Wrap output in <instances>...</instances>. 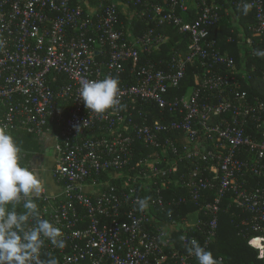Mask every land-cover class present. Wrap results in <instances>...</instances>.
<instances>
[{
    "label": "built area",
    "instance_id": "obj_1",
    "mask_svg": "<svg viewBox=\"0 0 264 264\" xmlns=\"http://www.w3.org/2000/svg\"><path fill=\"white\" fill-rule=\"evenodd\" d=\"M248 8L255 18L249 35L227 42L257 59L264 0H249ZM221 20L220 7L209 0H190V7L188 0H95L89 9L74 0H0V126L51 137L55 147L53 165L42 173L59 192L44 186L35 202L65 246L46 244L42 260L51 254L58 264H192L196 257L188 252L166 251L172 238L161 221L154 225L152 211L187 201L166 203L163 189L184 158L201 157L204 165L176 182L213 218L202 242L185 236L183 246L196 240L208 250L230 195L229 207L248 219L239 235L264 261V101L254 107L237 74L263 89L264 75L248 74L245 53L240 70L216 47L211 28ZM176 36L185 46L176 54L173 46L169 59L152 60ZM195 67L190 88L187 76ZM106 77L119 81V103L98 115L85 108L79 89ZM157 111L161 118L152 119ZM179 135L185 136L183 157ZM168 150L177 158L161 169ZM209 190L215 191L211 202L203 197Z\"/></svg>",
    "mask_w": 264,
    "mask_h": 264
},
{
    "label": "trees",
    "instance_id": "obj_2",
    "mask_svg": "<svg viewBox=\"0 0 264 264\" xmlns=\"http://www.w3.org/2000/svg\"><path fill=\"white\" fill-rule=\"evenodd\" d=\"M75 1V0H74ZM232 4L233 9H237V12L240 14H244V17H249L252 21L250 23L255 22L254 13L249 11L247 4L249 0H229ZM93 4L95 0H90ZM211 3L212 0H209ZM242 3H244L242 5ZM242 6H238V5ZM238 6V7H237ZM221 12V10H220ZM195 14L192 16H188L186 19L192 21L195 18ZM128 17L122 16V19L126 20ZM134 25L138 31H143L146 28V23L141 20H135ZM250 23H247L250 24ZM226 21H220L217 25L211 28L210 39L216 37V47L220 49L222 52H228L239 64L240 70L241 68V60L243 58L242 50L238 47L236 43H228L227 41H222L221 38L227 40L229 36H234L231 34L227 35L225 33L217 34L216 29L226 25ZM251 25V24H250ZM228 32V31H227ZM255 49L260 53H264V40L260 41V38H255ZM173 43V44H172ZM175 47V54L178 52L179 48H182L184 45L183 42L178 40V36L173 37L171 43H168L166 47L162 50L159 55L152 56V60L158 61L159 59H169L171 55H173L172 47ZM244 53L249 58L248 65V74L250 76H263L264 75V55H259L257 59H254L249 56V52L244 51ZM252 64H255V69L252 68ZM197 70L196 67L189 70V74L187 76V81L189 87L191 88L193 83V72ZM224 73H227L224 68H222ZM244 73L237 74V79L240 81L242 85L240 90L246 91L250 101L256 107L260 102L264 101V89L259 86V84H255L253 82H249L248 78L244 76ZM184 90L179 91L178 94L182 95ZM256 105V106H255ZM258 109V107H256ZM154 114V113H153ZM151 118H161V114L157 111L154 115H151ZM253 127V125H252ZM250 130L251 127H250ZM172 136L176 135L171 133ZM12 136L16 140V142L22 147V153L20 158V163L23 166H30V161L33 156L39 152L40 150V139L36 136L29 134L25 131H18L12 133ZM180 139L181 146H179L180 154L182 156L183 147L185 145V139L183 135L176 136ZM184 144V145H183ZM147 151L145 155L148 153ZM168 162L163 163L161 165V169L169 170L172 167L171 162H174L177 158V155H173L169 150L167 151ZM165 157V156H164ZM183 157V156H182ZM204 161L201 157H194L193 159L184 158L182 164L180 165L179 172L174 174L171 173L168 175L170 178V183L166 188L163 189V195L165 197L166 203L171 199L176 198H185L187 201L185 203L168 207L166 210L155 208L153 209V213L155 216L154 225L158 227V223L161 221L163 226L165 227L166 233H168L172 238V244L167 248V252L179 250L181 252H188L187 248L183 246L184 237L185 236H194L199 235L201 242L204 240V233L208 229V224L210 220L213 218L212 213L207 210H200L201 203L197 204L192 200V195L190 190L181 182L178 183L176 180H181L180 176L183 174H187L189 171H192L197 164L201 166L204 165ZM161 182V180L159 181ZM152 187V186H151ZM215 192V191H214ZM212 190H209L204 194V198L206 201L211 202L215 193ZM152 198V197H151ZM199 201V202H200ZM151 200H149V203ZM230 204H232L230 195L224 200L223 210L220 213L219 221H218V231L215 238V241L210 245L207 251H210L213 257L218 260L219 264H264L263 260L258 259V251L251 246L248 245L247 239L244 238V235L239 232L242 229L241 221L245 219L247 216L245 213H242L238 210H233L230 208ZM22 210V209H18ZM197 220L202 221V225L200 227H188L186 224L194 223ZM221 259V260H220ZM192 264H198L197 259L195 258L192 261Z\"/></svg>",
    "mask_w": 264,
    "mask_h": 264
},
{
    "label": "clouds",
    "instance_id": "obj_3",
    "mask_svg": "<svg viewBox=\"0 0 264 264\" xmlns=\"http://www.w3.org/2000/svg\"><path fill=\"white\" fill-rule=\"evenodd\" d=\"M118 92L119 81L106 77L82 82L79 97L88 111L103 115L119 103ZM21 153L22 147L7 127L0 126V264H58L51 254L40 258L46 244L56 248L65 244L60 229L41 216L35 197L44 184L36 170L20 163ZM139 203L143 209L145 202ZM187 251L198 264H219L196 240Z\"/></svg>",
    "mask_w": 264,
    "mask_h": 264
},
{
    "label": "crops",
    "instance_id": "obj_4",
    "mask_svg": "<svg viewBox=\"0 0 264 264\" xmlns=\"http://www.w3.org/2000/svg\"><path fill=\"white\" fill-rule=\"evenodd\" d=\"M213 3H215L216 5H218L220 7L221 10V14H222V21H226V25L221 27H218L216 30L217 34H221L222 32L229 35L230 32L232 35H234L236 38L238 37H244L245 39L247 38V35H249V31H248V27L252 20L249 17H244V14H240V12H237V9H233L232 4L229 0H212ZM75 3L83 6L86 9H89L92 6H95V3L93 4L92 2H90V0H75ZM189 3V7H190V0H188ZM244 3H242L243 5ZM242 5H238V6H242ZM237 6V7H238ZM248 7V4H247ZM249 9V8H248ZM126 10V8H125ZM190 12V10H189ZM247 23H250L247 25ZM228 31V32H227ZM230 34V35H231ZM171 35H175L172 34ZM237 35V36H236ZM216 37L212 38L214 41ZM218 40V39H217ZM216 40V41H217ZM221 40L227 41V40H223L221 38ZM228 53V52H227ZM242 53H244V51H242ZM40 139V157L37 158L38 160L41 161V164H38L37 166L39 167V172H40V179L43 182L44 186L47 188V190L51 193V194H55L59 192V189L57 187V185L55 184V182L46 174L43 175L42 171L44 165H46L47 159H50L51 161L55 159V147H54V141L51 137H46V138H39ZM50 157V158H49ZM53 158V159H52ZM36 159V160H37ZM31 162H35V159L30 161ZM45 162V164H44ZM41 165V166H40Z\"/></svg>",
    "mask_w": 264,
    "mask_h": 264
},
{
    "label": "flooded vegetation",
    "instance_id": "obj_5",
    "mask_svg": "<svg viewBox=\"0 0 264 264\" xmlns=\"http://www.w3.org/2000/svg\"><path fill=\"white\" fill-rule=\"evenodd\" d=\"M41 155H40V152H37L34 156H33V158L35 159V162H34V164H35V166H37L38 164H41V161L40 160H38L37 158H39ZM33 158H32V160H33ZM50 158V157H49ZM37 159V160H36ZM53 159V158H52ZM46 162V165H44V167H49V168H51L52 167V165H53V160L51 161L50 159H47V161H45ZM45 162H44V164H45ZM41 166V165H40Z\"/></svg>",
    "mask_w": 264,
    "mask_h": 264
},
{
    "label": "water",
    "instance_id": "obj_6",
    "mask_svg": "<svg viewBox=\"0 0 264 264\" xmlns=\"http://www.w3.org/2000/svg\"><path fill=\"white\" fill-rule=\"evenodd\" d=\"M33 160H34V158H33ZM30 164H31V167H32L34 170H36L37 175L40 177L41 175H40V172H39V167H38V166H35V164H34L33 162H31ZM41 177H42V176H41Z\"/></svg>",
    "mask_w": 264,
    "mask_h": 264
},
{
    "label": "bare ground",
    "instance_id": "obj_7",
    "mask_svg": "<svg viewBox=\"0 0 264 264\" xmlns=\"http://www.w3.org/2000/svg\"><path fill=\"white\" fill-rule=\"evenodd\" d=\"M254 244H255L256 246H260V241H255Z\"/></svg>",
    "mask_w": 264,
    "mask_h": 264
}]
</instances>
